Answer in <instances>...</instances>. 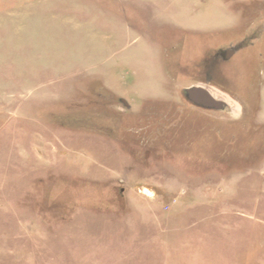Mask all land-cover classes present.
Returning <instances> with one entry per match:
<instances>
[{"label":"rangeland","instance_id":"rangeland-1","mask_svg":"<svg viewBox=\"0 0 264 264\" xmlns=\"http://www.w3.org/2000/svg\"><path fill=\"white\" fill-rule=\"evenodd\" d=\"M0 264H264V0H0Z\"/></svg>","mask_w":264,"mask_h":264},{"label":"water","instance_id":"water-1","mask_svg":"<svg viewBox=\"0 0 264 264\" xmlns=\"http://www.w3.org/2000/svg\"><path fill=\"white\" fill-rule=\"evenodd\" d=\"M184 93L187 99L204 108L221 109L225 106V102L215 98L203 86L194 85L187 87L184 89Z\"/></svg>","mask_w":264,"mask_h":264},{"label":"flooded vegetation","instance_id":"flooded-vegetation-1","mask_svg":"<svg viewBox=\"0 0 264 264\" xmlns=\"http://www.w3.org/2000/svg\"><path fill=\"white\" fill-rule=\"evenodd\" d=\"M233 51H235L233 48H230V49H226V50H224L223 52H222V56H223V58L224 59H227V58H229L231 55H232V53H233ZM189 100V99H188ZM192 102V101H191Z\"/></svg>","mask_w":264,"mask_h":264},{"label":"bare ground","instance_id":"bare-ground-1","mask_svg":"<svg viewBox=\"0 0 264 264\" xmlns=\"http://www.w3.org/2000/svg\"><path fill=\"white\" fill-rule=\"evenodd\" d=\"M217 99H220V98H217ZM220 100H222L223 102H225L223 99H220ZM226 103V102H225Z\"/></svg>","mask_w":264,"mask_h":264}]
</instances>
